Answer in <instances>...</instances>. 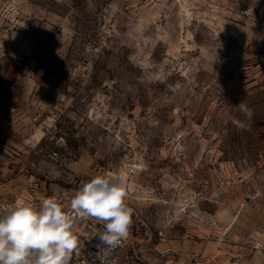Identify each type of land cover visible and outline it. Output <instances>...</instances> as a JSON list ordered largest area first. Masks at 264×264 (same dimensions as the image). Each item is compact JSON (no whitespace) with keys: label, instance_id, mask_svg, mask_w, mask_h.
Segmentation results:
<instances>
[{"label":"rangeland","instance_id":"1","mask_svg":"<svg viewBox=\"0 0 264 264\" xmlns=\"http://www.w3.org/2000/svg\"><path fill=\"white\" fill-rule=\"evenodd\" d=\"M108 172L121 264H264V0H0V212Z\"/></svg>","mask_w":264,"mask_h":264},{"label":"clouds","instance_id":"2","mask_svg":"<svg viewBox=\"0 0 264 264\" xmlns=\"http://www.w3.org/2000/svg\"><path fill=\"white\" fill-rule=\"evenodd\" d=\"M236 107L243 110V102ZM126 200V180L111 172L84 182L67 208L56 196L44 198L38 207L17 199L0 212V264H70L84 245L76 219L101 226L89 239L99 241L92 264H110L130 235L132 209Z\"/></svg>","mask_w":264,"mask_h":264},{"label":"built area","instance_id":"3","mask_svg":"<svg viewBox=\"0 0 264 264\" xmlns=\"http://www.w3.org/2000/svg\"><path fill=\"white\" fill-rule=\"evenodd\" d=\"M41 153H45L44 149L40 150ZM49 156L52 158H58L59 153L56 150L49 151ZM74 195L72 192H66L62 195L61 202L65 206V208L68 207L70 198ZM127 205L132 209V222H134L137 217V209L134 206V204L130 201V198L127 194ZM100 228V225L94 224L90 220H75V231L78 234L79 238L84 242V245L77 251L74 252L73 257L70 261V264H92L93 256L92 253H95L97 251L95 245L99 243L98 238H92L91 241L89 239L93 235V229ZM131 231V227H130ZM128 245V239L124 243L123 247L118 249L110 258V264H121L122 257L126 251ZM96 264H99L97 261ZM166 264H206V262L203 260V258H193V259H187V258H172L170 261L166 262Z\"/></svg>","mask_w":264,"mask_h":264}]
</instances>
